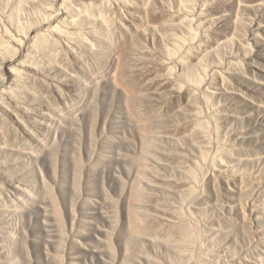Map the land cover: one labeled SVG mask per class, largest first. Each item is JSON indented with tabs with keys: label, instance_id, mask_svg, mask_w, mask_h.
<instances>
[{
	"label": "rangeland",
	"instance_id": "1",
	"mask_svg": "<svg viewBox=\"0 0 264 264\" xmlns=\"http://www.w3.org/2000/svg\"><path fill=\"white\" fill-rule=\"evenodd\" d=\"M0 264H264V0H0Z\"/></svg>",
	"mask_w": 264,
	"mask_h": 264
}]
</instances>
